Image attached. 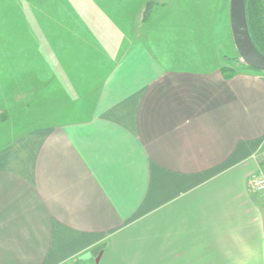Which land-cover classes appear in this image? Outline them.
I'll return each mask as SVG.
<instances>
[{
    "label": "crops",
    "instance_id": "0c3cea01",
    "mask_svg": "<svg viewBox=\"0 0 264 264\" xmlns=\"http://www.w3.org/2000/svg\"><path fill=\"white\" fill-rule=\"evenodd\" d=\"M109 1L15 4L0 264H264V72L186 0Z\"/></svg>",
    "mask_w": 264,
    "mask_h": 264
},
{
    "label": "rangeland",
    "instance_id": "374dc122",
    "mask_svg": "<svg viewBox=\"0 0 264 264\" xmlns=\"http://www.w3.org/2000/svg\"><path fill=\"white\" fill-rule=\"evenodd\" d=\"M44 1L46 0H0V46L4 47L3 52L4 51L12 52L10 48L11 46H13V42L9 40L11 38L14 39L13 37L15 36H13L11 32V29L13 28H11L10 20L16 19L15 12H14V9L16 8L15 4L19 3V5H22V7H24L25 9H29L31 7V4L33 3L42 4ZM111 1H118V0H110L109 3H111ZM184 1L185 0H177L176 2L179 4H176V5L174 4L173 8L177 6L182 7V6H185L186 4L187 9L189 10V14L190 15L193 14L196 19L200 17V18H204L205 20H207L208 11H209L211 20L214 21L218 18L221 20V24L216 25V27L214 28V31L217 33H218V30L220 31V34H219L220 38L217 39L215 36V39L217 41H220V45H221L220 49H222V51L226 53L224 55H227L226 59H224V56H223L224 61L226 62L227 65H233V64L236 65L238 70H241L244 67H246L241 62L243 60L241 59V56L235 46V42L233 38V33H232L231 23H230V0H186L185 4H183L182 2ZM112 3H115V2H112ZM152 4H153L152 6V14H153L154 9H155L154 7L156 6V0L154 1V3L152 2ZM262 4L264 6V0L262 1ZM62 11L63 13L65 12L64 8ZM23 15L24 14L20 15V18ZM59 18H62V16ZM193 29L196 35H201L202 28L199 29L198 27H193ZM196 44L197 43H195L194 46ZM234 58H236V60H234ZM237 60H240V61H237ZM7 61H10V59L6 57L5 62L7 63ZM8 111L4 110L2 113L0 112V127H3V130H2L3 132L8 130V125L10 124V122H8V120L10 119V113H8Z\"/></svg>",
    "mask_w": 264,
    "mask_h": 264
},
{
    "label": "water",
    "instance_id": "95a60500",
    "mask_svg": "<svg viewBox=\"0 0 264 264\" xmlns=\"http://www.w3.org/2000/svg\"><path fill=\"white\" fill-rule=\"evenodd\" d=\"M230 23L235 46L241 59L248 65L264 70V55L254 44L247 21L245 0H230ZM103 245L96 246L80 258L100 260Z\"/></svg>",
    "mask_w": 264,
    "mask_h": 264
},
{
    "label": "trees",
    "instance_id": "16d2710c",
    "mask_svg": "<svg viewBox=\"0 0 264 264\" xmlns=\"http://www.w3.org/2000/svg\"><path fill=\"white\" fill-rule=\"evenodd\" d=\"M155 0H148L146 9L144 12L143 20L147 22L151 18L152 14V2L154 3ZM263 0H245L246 5V15H247V21H248V27L250 31L251 38L258 48V50L264 55V6L262 4ZM224 59L227 58V55H223ZM240 59V58H239ZM236 60V58H234ZM240 61V60H237ZM243 65L249 68H253L256 70L255 67H252L245 62L241 61ZM223 74L227 77H233L237 72V66L236 65H224L221 68ZM263 71L264 70H260Z\"/></svg>",
    "mask_w": 264,
    "mask_h": 264
},
{
    "label": "built area",
    "instance_id": "2783aa9c",
    "mask_svg": "<svg viewBox=\"0 0 264 264\" xmlns=\"http://www.w3.org/2000/svg\"><path fill=\"white\" fill-rule=\"evenodd\" d=\"M262 158L264 159V152L262 153ZM253 185L256 189H264V176H257L253 180Z\"/></svg>",
    "mask_w": 264,
    "mask_h": 264
}]
</instances>
